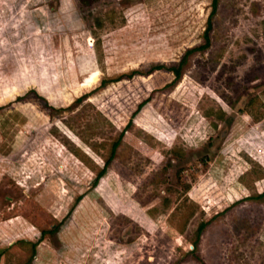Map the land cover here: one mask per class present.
Returning a JSON list of instances; mask_svg holds the SVG:
<instances>
[{
	"label": "rangeland",
	"instance_id": "rangeland-1",
	"mask_svg": "<svg viewBox=\"0 0 264 264\" xmlns=\"http://www.w3.org/2000/svg\"><path fill=\"white\" fill-rule=\"evenodd\" d=\"M211 10L0 0V264H264V0H220L175 87L101 86L179 61Z\"/></svg>",
	"mask_w": 264,
	"mask_h": 264
},
{
	"label": "trees",
	"instance_id": "trees-1",
	"mask_svg": "<svg viewBox=\"0 0 264 264\" xmlns=\"http://www.w3.org/2000/svg\"><path fill=\"white\" fill-rule=\"evenodd\" d=\"M84 3H90L92 2V0H82ZM219 3L220 0H212V10L209 14V18L207 21V27L203 33V42L199 43V44H195L193 46L188 47L183 56L181 57V59L179 61H176L170 65L164 64V63H160V64H156L154 66H152L151 69H149L148 71H143L141 69H134L129 73H124V74H120L118 76L115 77H110L107 76L105 77L102 82H101V86H105L110 82L113 81H118L121 80L125 77L131 78L133 77L135 74H146V73H151L153 70L155 69H159V68H165L170 70L171 72H173L174 74V78L171 80V82H169L166 85V88H172L175 87L180 80L182 79L186 69L188 68V66L190 65V59L192 58V56L195 55V53L198 52H204L206 49L210 48L212 45V30H213V17L215 16V14L218 11V7H219ZM35 93L37 94V92L35 91ZM87 94H83L82 96L78 97L70 106L68 107H55V106H51L50 104H48L47 100L42 97L45 101L47 105H50V107H52L54 110H56L57 112H61L62 110H68L70 108H72L74 105H76L77 103H79L80 101H82ZM143 104V103H142ZM139 105V108H141V105ZM133 125V119H130L129 123L127 124V126L120 132V136L118 137V139L112 144V154L106 159V163L105 165L100 168L99 170H97L96 172V177L94 179V183H97L99 181V179L105 175V173L107 172V167L110 164L111 160L116 157L117 155V149L120 145V143L122 142L123 136L125 134V132L127 131V129H129L131 126ZM202 228V227H201ZM42 233H45V230L42 231ZM31 243V245L33 246V250H35L36 248V243L34 242H28ZM197 244V243H195Z\"/></svg>",
	"mask_w": 264,
	"mask_h": 264
},
{
	"label": "clouds",
	"instance_id": "clouds-1",
	"mask_svg": "<svg viewBox=\"0 0 264 264\" xmlns=\"http://www.w3.org/2000/svg\"><path fill=\"white\" fill-rule=\"evenodd\" d=\"M74 23H78V21L62 22L61 27H72Z\"/></svg>",
	"mask_w": 264,
	"mask_h": 264
}]
</instances>
